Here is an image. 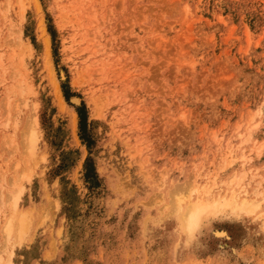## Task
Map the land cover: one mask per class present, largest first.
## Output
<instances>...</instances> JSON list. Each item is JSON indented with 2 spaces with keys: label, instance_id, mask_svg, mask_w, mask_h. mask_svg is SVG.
<instances>
[{
  "label": "rangeland",
  "instance_id": "1",
  "mask_svg": "<svg viewBox=\"0 0 264 264\" xmlns=\"http://www.w3.org/2000/svg\"><path fill=\"white\" fill-rule=\"evenodd\" d=\"M0 264H264V0H0Z\"/></svg>",
  "mask_w": 264,
  "mask_h": 264
},
{
  "label": "trees",
  "instance_id": "2",
  "mask_svg": "<svg viewBox=\"0 0 264 264\" xmlns=\"http://www.w3.org/2000/svg\"><path fill=\"white\" fill-rule=\"evenodd\" d=\"M60 87H61L63 97L67 99V97L70 95L67 85L62 83ZM74 111L77 116V127H78L79 138L82 140L83 143H85L86 147H89V144H90L88 140L89 133L85 127L86 126V113H85L84 104L80 102L79 105L74 107ZM84 168H85V174H84L85 181L89 182L88 186H94L96 182V174L93 171V168L91 167V165H89L88 162L85 163Z\"/></svg>",
  "mask_w": 264,
  "mask_h": 264
},
{
  "label": "bare ground",
  "instance_id": "3",
  "mask_svg": "<svg viewBox=\"0 0 264 264\" xmlns=\"http://www.w3.org/2000/svg\"><path fill=\"white\" fill-rule=\"evenodd\" d=\"M177 201H180V199L178 198ZM198 215H199V213L195 214L194 212L189 214V217H188L187 222H186L188 227H192L197 223V219L199 218Z\"/></svg>",
  "mask_w": 264,
  "mask_h": 264
}]
</instances>
